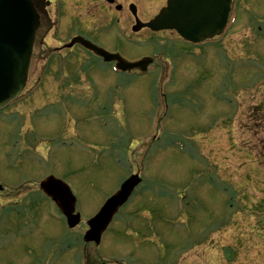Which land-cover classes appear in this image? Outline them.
<instances>
[{
  "label": "rangeland",
  "instance_id": "374dc122",
  "mask_svg": "<svg viewBox=\"0 0 264 264\" xmlns=\"http://www.w3.org/2000/svg\"><path fill=\"white\" fill-rule=\"evenodd\" d=\"M165 2L115 0L110 6L104 0L37 1L41 22L30 76L23 96L0 113V186L9 195L15 187L11 184L22 183L25 172L23 190L37 201L27 209L0 200V214L9 218L6 211L14 212L16 207L19 214L27 213L23 222L17 221L22 224L17 228L22 235L27 228L37 232L40 247L33 248L34 239L28 237L15 240L17 222L6 218L0 221V234L11 231V236L0 237V264L13 258L20 264L18 260H33L34 254L47 250L48 241L39 237L46 230L69 236L61 221L46 218L54 210L39 195L38 184L48 172L40 169L52 164L51 173L62 176L77 194L81 222L72 237L85 233L86 222L115 191L125 169H141L145 188L120 212L99 247L85 246L81 252L78 247L76 253L65 248L61 263L47 264H264V41L235 37L227 41L232 55L226 56L218 46L213 52L209 48L193 52L170 32L131 33L134 20L129 5L136 7L141 21L148 22ZM117 5L120 12L114 10ZM75 35L93 39L108 51L117 50L126 59L149 56L154 60L150 74L162 79L173 64L170 84L152 86L155 79L148 77L121 80L76 47L67 59L49 63L48 54L54 57ZM256 49L261 52L258 59L236 56ZM82 62L88 66L82 67ZM61 68H76L83 74L79 85L68 92L86 105L63 106L68 112L62 124L61 114H52L60 109L46 107L41 114H32L33 107L42 106L48 97L52 100L66 92L32 87L36 79L43 86L65 85L71 76L60 73ZM57 70L61 76L53 81ZM103 74L108 76L104 84L111 87L93 92L86 81L92 77L102 87ZM130 84L134 86L127 92ZM68 137L64 141L69 142H63ZM29 144H35L33 149L44 159L38 163L37 158L39 168L29 169L31 159L20 158L23 167L18 168L9 157L16 150L32 153ZM57 145L64 147L59 154L51 149ZM46 148L53 152L41 151ZM155 224L160 231L154 242ZM133 232L137 235L129 237Z\"/></svg>",
  "mask_w": 264,
  "mask_h": 264
},
{
  "label": "water",
  "instance_id": "95a60500",
  "mask_svg": "<svg viewBox=\"0 0 264 264\" xmlns=\"http://www.w3.org/2000/svg\"><path fill=\"white\" fill-rule=\"evenodd\" d=\"M229 6L230 0H168L166 8L162 9L153 21L138 25L137 29H174L186 41L202 43L222 33L227 22ZM130 11L135 15L133 7H130ZM37 26V17L29 0H0V109L15 100L25 85L32 51L31 43ZM79 42L105 62H115L116 68L122 71H145L150 62L141 59L138 63L129 64L118 55L106 53L79 39L71 41V45ZM135 185L133 181L124 183L120 191L106 202L104 208L88 223L90 231L84 236L85 242L99 243L100 233L105 230L118 207L127 200ZM40 188L46 196L58 202L69 227L76 226L79 215H72L74 199L67 187L60 181L48 178L41 183Z\"/></svg>",
  "mask_w": 264,
  "mask_h": 264
},
{
  "label": "flooded vegetation",
  "instance_id": "af4514ba",
  "mask_svg": "<svg viewBox=\"0 0 264 264\" xmlns=\"http://www.w3.org/2000/svg\"><path fill=\"white\" fill-rule=\"evenodd\" d=\"M248 5H249V0H232V6L234 8H236L238 12L239 11H242V12H264V0H251L249 7H248ZM258 30H260V29H258ZM232 34L236 35V34H239V32H237V30H236ZM238 38H240V37H238ZM256 38H257V34L252 33V34H250V36L247 35L242 40H252L253 41V40H256ZM50 87H53V86H50ZM50 87H47L49 89L47 91H50ZM54 87H57V86H54ZM46 236H49L52 239H55V238L58 239V235L55 233V231L48 232Z\"/></svg>",
  "mask_w": 264,
  "mask_h": 264
}]
</instances>
